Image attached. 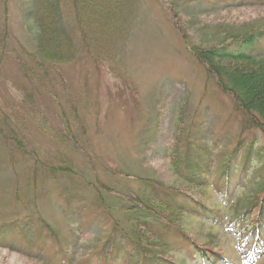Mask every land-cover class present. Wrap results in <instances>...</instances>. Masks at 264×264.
Returning a JSON list of instances; mask_svg holds the SVG:
<instances>
[{
  "label": "rangeland",
  "instance_id": "rangeland-1",
  "mask_svg": "<svg viewBox=\"0 0 264 264\" xmlns=\"http://www.w3.org/2000/svg\"><path fill=\"white\" fill-rule=\"evenodd\" d=\"M228 1L0 0V38L9 32V47L0 48V224L28 216V234L41 244L28 261L1 246L0 264H46L56 247L55 263L99 264L96 248L112 231L106 208L131 229L126 214L145 179L179 182L168 154L180 155L185 137L210 152L207 185L193 190L208 214L179 220L221 254L217 264H264V248L250 255L246 224L233 222L239 212L248 219L244 200L264 181L262 134L246 130L240 148L246 115L191 49L216 18L240 25L264 16V8L205 15ZM37 20L56 22L61 42L57 62L44 68L34 59ZM256 53L264 55V43ZM247 145L253 161L237 173ZM229 155L235 175L224 196ZM100 195L106 208L96 204ZM238 197L245 205L236 209ZM36 218L50 226L38 229L42 239ZM170 255L174 264H198L182 248Z\"/></svg>",
  "mask_w": 264,
  "mask_h": 264
},
{
  "label": "trees",
  "instance_id": "trees-1",
  "mask_svg": "<svg viewBox=\"0 0 264 264\" xmlns=\"http://www.w3.org/2000/svg\"><path fill=\"white\" fill-rule=\"evenodd\" d=\"M261 8H264V0H229L218 10L213 9L204 13L207 17H214L218 13L222 15L232 10L256 11ZM180 14L176 12L175 19L178 20L179 17L181 19ZM220 17L224 18L225 15ZM254 17L240 25L225 24V20L216 18L214 25H211L214 27L209 32L205 31L203 43L191 44L192 51L205 64L209 74L217 78L221 90L234 96L238 110L246 115L239 140L240 148L244 146L241 136L246 130L258 129L264 140V55L256 53L264 43V16ZM37 23L40 31L37 37L38 54L35 57L34 53L29 56L34 57L37 68H44L46 64L57 62V51L61 42L56 36L58 31L56 22L51 24L50 28L40 20H37ZM8 37L9 32L5 31L3 38H0V48L5 50L9 47ZM63 47L65 48V44ZM184 139L186 142L180 155L176 151L175 154H168L173 173L179 182L168 187L163 185L162 181H152L149 178L145 179V183L141 181L144 183L142 188L144 194L138 193L134 196L137 202L134 201L130 207L134 213L126 214L134 221L131 229L114 218L111 210L106 208L105 197L102 195L96 197L97 206L105 207L108 212L104 218L112 221V231L98 253L102 259L106 260L108 256L112 264H174L170 252L182 248L199 259L201 264L216 263L220 253L213 251L210 244L199 243L186 231L178 218L198 212L204 213L206 209L193 190L207 185V180L202 174L205 168L204 161L210 156V152L192 138ZM240 148H234L231 156ZM252 148V145L245 146L247 152L239 162L240 170L237 173L242 170L247 172V166L253 161L250 157ZM231 156H228L222 167L221 177H224L225 189L230 186L232 175H235L229 170ZM184 184L187 185L185 189ZM254 189L253 195L244 201L248 206L249 222L252 225L248 232L254 237L253 244L256 245L264 238V182L259 183ZM236 205L244 206L245 202L238 200ZM125 209L129 211L128 208ZM21 240L27 242L25 237H21Z\"/></svg>",
  "mask_w": 264,
  "mask_h": 264
},
{
  "label": "bare ground",
  "instance_id": "bare-ground-1",
  "mask_svg": "<svg viewBox=\"0 0 264 264\" xmlns=\"http://www.w3.org/2000/svg\"><path fill=\"white\" fill-rule=\"evenodd\" d=\"M17 255V254H16ZM26 259V258H25ZM27 261L29 260V259H26Z\"/></svg>",
  "mask_w": 264,
  "mask_h": 264
}]
</instances>
